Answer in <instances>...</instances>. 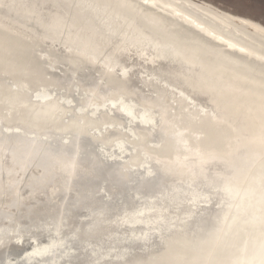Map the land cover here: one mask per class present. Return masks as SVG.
Returning <instances> with one entry per match:
<instances>
[{"label": "bare ground", "instance_id": "bare-ground-1", "mask_svg": "<svg viewBox=\"0 0 264 264\" xmlns=\"http://www.w3.org/2000/svg\"><path fill=\"white\" fill-rule=\"evenodd\" d=\"M134 1L166 11L220 47L245 53L247 57L264 59L261 20L230 11L212 0ZM110 3L111 0H0V36L20 37L37 43L34 52L44 60L42 80L29 88L30 96H40V99L30 103L28 100H12L7 110H0V129L20 134L13 135L10 141L0 137V166L6 171V177L0 180V209H9L14 203L18 210L15 215L6 217V221L0 219V239L4 241L0 249L10 251L12 239L21 245L28 244L30 239L36 242L31 250H25L24 258L22 254L13 258L9 255L0 260V264H31L37 255H42L41 246L49 249L50 245L62 244L63 239L70 245L71 239H93L104 227L111 226L110 208L107 206L80 215L83 224L78 225H73L72 208L95 204L97 199L94 197L92 200L93 194L86 184L91 178H96L104 167V161L118 160L126 167H135L134 171L140 177L144 172L157 175L161 171L173 182H186L195 192H201L208 209L217 206L211 215L209 210L197 217L189 214L190 221H185L184 226L181 223L184 218L179 214L171 217L173 222L168 224L162 211H167L168 202L176 200L174 195L189 190L178 184L174 185L175 193L166 189L164 193L159 192V196L136 191L142 200L141 208L126 210L114 225L149 224L152 216L155 220L157 218L152 214L159 211L164 224L171 228L167 229H170L167 234L157 226L145 229L148 236L152 234L150 231H158L164 247L144 252L123 246L125 262L122 264H253L248 246L231 238L227 231L223 234L225 227L217 225L215 212L226 205L224 221L225 224L230 222L234 214L230 207L236 203H223L222 198L218 200L219 191H226V188L240 190L248 176L259 174L262 178L264 175V79L247 77L217 55L158 35L144 18L137 19L130 11H121ZM4 61L16 62L10 56L4 57ZM119 70L123 77L118 75ZM5 71L0 72V88H10L9 79L13 83L26 82L20 73L11 77ZM162 95L167 102L190 100L192 108H189L190 104L185 105L189 114L196 112L197 107L201 108L203 117L222 125L228 134L212 146L209 143L213 141L211 135L203 133L201 141H197L190 137L191 130L186 126L175 131L184 143V158L157 156L153 149L165 147V140L152 141L150 148L141 145L153 133L168 129L172 115L170 117L162 104ZM61 99L73 102L74 106L63 108L58 103ZM114 104L117 105L115 109ZM24 105L37 108L43 120L37 114L33 117L12 115L14 110ZM52 105L61 107V115L79 109L82 119L52 113ZM120 109H124V113L138 110L140 117L148 111L152 123L123 116ZM89 114L99 117L92 118ZM64 119L67 122H63ZM101 128L105 129L104 133ZM126 130L132 133L133 139L125 134ZM58 131L69 132L64 137V147L74 149L76 146L81 160L63 150L49 154L44 169H32L27 181L29 191L20 192L17 184L19 169L26 159L40 150L44 151L42 142L38 141L40 138L60 145L57 143L58 138L61 139ZM82 134L94 141L100 138L98 146L102 150L95 152L81 146ZM26 135L32 137L29 139L31 142L24 140ZM7 141L13 146L9 154H5L7 146L11 145ZM121 144L123 151L119 147ZM141 152L144 159L140 157ZM21 154L23 158H20ZM149 156L151 160H148ZM73 159L75 166L66 168L65 164ZM222 161H228L230 168H226ZM102 189L108 201H113L116 194L122 195L110 180L104 179ZM62 191H68L69 200L63 204L65 213L59 214L58 204L52 201ZM121 200L126 206L122 196ZM36 220H43L49 241H38L44 236V229L39 231ZM186 224L193 226L187 228ZM52 232L60 237L55 240ZM137 235L133 237L139 240ZM89 245L93 253L96 248L100 249L93 241ZM207 247H211L209 254L206 253ZM64 250L70 251L72 257L79 254L78 248L72 245ZM112 250L113 254L105 252L101 255L117 256L115 247Z\"/></svg>", "mask_w": 264, "mask_h": 264}, {"label": "water", "instance_id": "water-1", "mask_svg": "<svg viewBox=\"0 0 264 264\" xmlns=\"http://www.w3.org/2000/svg\"><path fill=\"white\" fill-rule=\"evenodd\" d=\"M110 4H113L121 11L125 9L130 11V13H132V15H134L137 19L144 18L158 35H163L170 39H175L176 41L193 46L207 53L217 55L225 61H229V63H231L237 70L242 72L247 77H253L260 80L264 79V59H257L249 56L247 57L245 56V53L234 52L231 50L229 51L226 48L220 47L197 30L174 19L172 16L166 13V11L156 9L151 5L140 4L134 0H111ZM100 27L102 28V26ZM242 36L244 35L242 34ZM35 48H37V43L33 41L30 42L20 37L11 38L0 36V72L2 73L3 70H6V74L11 77L13 76L12 74L20 73L24 76V79L26 81L25 83L14 81L13 83L11 79L7 80V82L11 84V87L7 88L5 86V88H0V110H7V107L12 100H15L17 102L28 100L30 103L31 101L40 99V96H30V89L33 88L35 82L42 80V76L44 74V67L42 66L44 65V60L42 57L37 56V53L34 52ZM170 50L172 51V48H170ZM172 52L176 53L175 50H173ZM8 56L14 57L16 62L14 64H11L4 61V57ZM118 75L120 77H123L122 71L119 70ZM94 76L97 77V73H95ZM175 93L177 92L175 91ZM160 98L162 104L166 107L170 117L172 115L171 121L168 124V129L156 134L153 133V129L149 127L153 135L145 140L143 142V145H141L142 147L146 146L150 148L152 147V141H156L157 139L165 140V147L156 146L155 149H153L154 152L158 154L157 156H163L164 158L178 160L184 158V143L182 142V140H179V134L178 132L175 133V131L186 126L191 130L192 136L190 137L196 139L197 141H201L203 133L205 135H211V137H213V141H209V143L212 146H216L220 139L223 140V138L228 134V130H226L222 125H217L215 122L207 119L206 117H203V111L201 108L197 107L195 109L196 112H194L193 114H189L187 109L185 108V105L190 104L189 108H192V103L190 102V100L185 98L182 102H167L164 99L163 95ZM58 103L62 105L63 108L74 106L73 102L68 103L67 101L62 99L59 100ZM50 110L52 111V113L61 115V107L57 108V106L52 105L50 106ZM34 114H37L38 116H40V120H43V116L39 114L38 109L29 105H24V107L20 106L12 113V115L14 116L21 117H33ZM173 114L177 116L174 117ZM70 115H72L73 117L77 116V119H82V114L79 109H75V111L73 110L71 112L67 111L61 116ZM122 115L129 116L123 111ZM89 116H91L92 118L99 117V115L92 114H89ZM63 122L67 121L64 119ZM101 130L102 133L105 132L104 128H101ZM115 130L116 129H112V131ZM94 132L98 136H100V133H98V131L94 130ZM68 133L69 132L66 133L63 131H58V134L61 138H58L57 140V143L60 144L58 146H56L54 141L51 140L46 142L43 141V138H40L38 140L42 142V150L44 151L40 150L30 158L26 159L23 163L22 169H19L17 174V184H19V188L21 190L20 192L27 193L29 191L30 186L27 181L29 180V175L32 169H44L48 161L47 158L49 154L57 152L58 150H63L67 152L69 156H72L77 160H81V155L79 154L78 148L76 146H74V149L64 147V144L66 143L64 137L66 134L69 135ZM125 134L131 136V139L134 138L132 136V133L128 130H126ZM13 135L20 134H11L3 128L0 129V137L2 139L6 137L8 138L7 140L10 141L13 138ZM30 138L32 137L26 135V138L24 140H26L27 142H31L29 140ZM99 140L100 138L97 139V141H94L90 136L82 134L80 141L81 146H85L87 147V149L96 150L95 152H97L102 150V147L98 146L100 144ZM103 146L105 147L106 145ZM128 146H131L130 143L128 144ZM12 148V144L8 145L5 154H9ZM142 154L143 153L141 152L140 157L141 159H144L145 157ZM20 158H23L22 154L20 155ZM134 168L135 167H132L131 165L130 167H126L121 160H118L116 162L104 161V167L99 170L96 178H91V180L86 184L88 189H91V192L93 194L92 200H94V197H96L97 199L95 201V204L84 205L77 209L72 208L73 225H78L80 223L83 224L82 219H80V215L87 214L91 210L105 208L107 206L110 208L108 217L112 222L111 226L104 227L95 237H93V239H71V245L75 248H78L79 254L77 256L72 257V255L69 254L70 251L68 252V250H64L65 247H70L71 245L66 243L63 239L62 244L59 243V245H57V243L56 245H50L49 249H47L48 247L41 246L42 248H40V252L42 255H37V259L32 261L31 264H122L125 262V259L122 257L125 251V248H122L123 246H129L137 251L144 250V252H147L152 248L158 250L163 248L164 244L160 240L158 231H150V233L152 234L149 236L147 235V232L144 233L145 229H147L148 227L155 226H157L161 230H164V234L168 233L170 229H167L170 226L164 224L160 217L159 211L152 214L157 218L155 220V218L152 216V218H150L152 221L149 222V224L137 223L134 226L122 225V227H117L114 225V222L116 220H119L121 217H123L126 210L131 209L132 211H137L141 208L142 200H140L139 196L136 195V191H138L139 194L141 193L144 195L159 196L158 193H164L166 189H170L173 193H175L176 189L174 188V185L178 184L189 190L185 192L182 191L180 194L174 195L176 199L172 201L174 203L167 201L169 204V208L167 209V211H162V213L166 215L165 217L166 219H168V224L173 222L171 217L179 214L181 218H184V220L181 221L184 226L185 221L187 223L188 221H190L191 217L189 214H193L192 216L197 217L204 211L209 210V214L211 215L214 213L215 208H217V206L215 205L211 206L208 209V205L204 202V197L201 195V192H195V190H193L192 187L186 182H173L171 178L163 175L161 171H158L159 173H157V175L144 172L143 177H140L138 176V172L134 171ZM140 171L143 172L142 167L140 168ZM125 172H127V174ZM5 177L6 171L2 170L0 166V180H4ZM260 177L261 176L259 174L248 176V178H246L242 184L244 185L245 183V186L240 188V190H236L235 188H226V191H219L217 197L218 200L222 198L224 199L223 203L225 201H234L236 203L234 207H230L231 211H234L232 218H230V222L225 224L224 221L226 213H224L223 211H225L227 207L226 205H223L221 210L215 212L217 225H224L225 227L223 229V234L225 235L227 231V234L231 236V238H234L241 244L248 246L251 251L250 253L252 254L251 258L254 260L253 264H259L260 260L262 259L260 246L261 241L264 240V236H262L259 223L254 221L253 216L250 215V213L254 214L256 217L260 215V186L262 179ZM104 179L110 180L111 184H116L122 195L116 194L113 201H108V198L102 189V187L104 186ZM141 180L143 181L141 182ZM121 196L127 202L126 206L122 204ZM55 197L56 199H54V201L52 202L58 204L57 212H60L59 214H64L65 210L62 209L63 204H67L69 200L68 191L59 192L55 195ZM52 198H50V200ZM199 201L201 202L198 203ZM176 202H178V204H176ZM17 212L18 210L16 211L14 203H12L9 209H0V219L6 221V217L15 215ZM137 215H139V213H137ZM241 218L243 220H241ZM35 223L37 224L39 231H42L44 229L42 231L44 236L40 237L38 241H49V238L47 237V230L45 229L43 220H36ZM192 226L193 225L188 226L186 224L187 228H190ZM15 227L17 226L15 225ZM136 233L138 234L137 236L140 237L139 240L133 237V235ZM51 235L55 238V240L60 237L53 232L51 233ZM8 236H11V234L8 233ZM26 237L29 238L28 235H26ZM68 238L70 239L71 236L69 235ZM87 241L95 242L100 246V249L96 248V252L93 253L90 250V245ZM153 242L156 243L153 244ZM35 243L36 242L30 239L28 241V244L21 245V243H18V241H16L15 239H12V241L10 242V251L7 252L6 250L0 249V260H5L9 255L11 258H13L14 255L21 254L22 258H24L26 256L25 250H31ZM114 247L116 249L115 251H118L117 256L115 255L110 258L109 256L101 255V253L105 252L113 254L114 250H112V248ZM210 248L211 247L206 248V253L209 254L208 251ZM46 249L47 251H43ZM62 250H64V253L60 254ZM23 264L30 263L24 262Z\"/></svg>", "mask_w": 264, "mask_h": 264}, {"label": "snow or ice", "instance_id": "snow-or-ice-1", "mask_svg": "<svg viewBox=\"0 0 264 264\" xmlns=\"http://www.w3.org/2000/svg\"><path fill=\"white\" fill-rule=\"evenodd\" d=\"M261 27H264V23L261 24ZM106 67H109V65H105ZM113 108H117V105H113ZM121 111H123L124 109H120ZM127 115H129L130 117H132L133 119L136 118H141L145 123H152V120L150 118V113L148 111H145L143 117H140V113L139 111H128ZM262 143H264V137H262ZM119 147L121 148V151L124 150V146L121 144L119 145ZM152 157L149 156L148 160H151ZM222 163L225 164L226 168H230V164L228 161H222ZM75 166V161L74 159L70 162L65 164V167H74ZM250 215L253 216V220L258 222L261 228V233L262 236H264V175H262V179H261V186H260V215L258 217H256L254 214ZM4 243V241L2 239H0V245H2ZM261 255H262V259L260 260L259 264H264V240L261 241Z\"/></svg>", "mask_w": 264, "mask_h": 264}, {"label": "rangeland", "instance_id": "rangeland-1", "mask_svg": "<svg viewBox=\"0 0 264 264\" xmlns=\"http://www.w3.org/2000/svg\"><path fill=\"white\" fill-rule=\"evenodd\" d=\"M220 6L264 23V0H212Z\"/></svg>", "mask_w": 264, "mask_h": 264}]
</instances>
